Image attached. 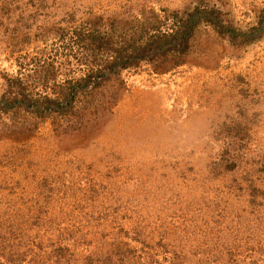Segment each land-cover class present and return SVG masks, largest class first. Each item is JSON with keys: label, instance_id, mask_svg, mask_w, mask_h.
<instances>
[{"label": "rangeland", "instance_id": "obj_1", "mask_svg": "<svg viewBox=\"0 0 264 264\" xmlns=\"http://www.w3.org/2000/svg\"><path fill=\"white\" fill-rule=\"evenodd\" d=\"M0 264H264V0H0Z\"/></svg>", "mask_w": 264, "mask_h": 264}, {"label": "trees", "instance_id": "obj_2", "mask_svg": "<svg viewBox=\"0 0 264 264\" xmlns=\"http://www.w3.org/2000/svg\"><path fill=\"white\" fill-rule=\"evenodd\" d=\"M202 13H205V12L203 11ZM196 14L198 15L199 13L196 12ZM191 18H194V17H192V15H191ZM191 21H192V19L189 18L185 22L183 21L182 23L180 22L181 24H178V26H180L179 27L180 31H178V32L176 31L177 34L175 35L176 36L174 38L175 40H172L171 36L168 35L167 33H162V34H158L157 36H155L152 39H150L147 42V46L151 47L153 49V51H154L153 54L154 53H156V54L159 53V54L165 55L168 52V50H169V48H168L169 47V42L173 43V41L175 42L176 40H178V42H180V39L182 38V36L184 34L186 35V33H187L186 31H190L191 30V26L189 25ZM242 36L244 37L246 35L242 34ZM247 37H252V34L247 35ZM187 38H189V36H187ZM187 38H186V40H187ZM186 40H184V43H185ZM177 47H179V46H177ZM170 51H173V53H174V52H177L178 50H175V48H173V50H170ZM142 58H144V57H141L139 59H142ZM120 65H122V64H120ZM117 66H118V64L117 65L114 64L110 68V70L107 71V73L112 71L114 68H117ZM105 75H106V73H105Z\"/></svg>", "mask_w": 264, "mask_h": 264}]
</instances>
